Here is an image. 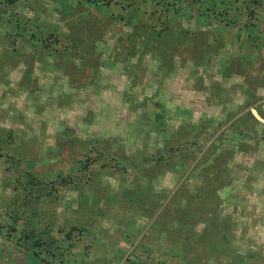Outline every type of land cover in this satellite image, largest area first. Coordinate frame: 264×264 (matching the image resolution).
Returning <instances> with one entry per match:
<instances>
[{"label": "rangeland", "instance_id": "374dc122", "mask_svg": "<svg viewBox=\"0 0 264 264\" xmlns=\"http://www.w3.org/2000/svg\"><path fill=\"white\" fill-rule=\"evenodd\" d=\"M80 1L83 2L14 0L9 9L0 0V212L1 206L16 194L20 196L23 191L27 193L31 190L34 193L28 198H33L35 192L42 190L40 195H44V184L63 178L68 185L58 190L55 204L58 225L66 229L69 225L76 226L75 220L82 228L76 226L68 238H79L81 245L90 247L86 257L81 255L82 252L72 250L66 257L67 263L56 260L51 264H264V146L257 147L258 154H252L249 150L235 152L229 157L223 154L220 168L224 171H219V177L223 179L215 181L217 177L207 173L206 177L212 180L209 184L204 183L202 178L206 171L203 165L200 169H193L206 149L210 153L214 147L219 146L217 139L220 133L225 134V140L229 139L226 128L232 119L222 113L221 109L229 108L225 104L227 97L223 95L226 87L234 91L229 80H223L230 73L227 72L230 65L235 84L242 83L238 73H247L242 78L248 80L264 73V63H261V60L264 61V0H260V6L251 4L249 0H176L178 3L174 4L175 9H178L179 3L187 9L190 5L189 15H181V12L173 14L166 29L157 33L158 28H155L151 32V39L149 33L152 44L155 47L161 45L160 50L152 47L150 52L144 53V44L140 43L135 49V55L126 59L122 57V51L127 42L117 44L119 35L112 33L116 26L124 32L130 31L124 25L126 18L115 19L110 29L112 32H105L102 39L93 45L86 41L98 39L100 30L90 25L82 27L85 18L83 14L90 13L77 12ZM164 5L165 2L161 4L162 8ZM210 7L214 10L207 12ZM147 8L152 6L148 4ZM92 10L94 12L96 9ZM178 24L180 29H176ZM204 31L211 35L209 44L217 45L221 41L222 45L216 51V56L210 54L198 66L185 53L192 49L187 47L188 51L183 52L176 49L174 42L166 41V33L176 32V40L188 46L192 33ZM70 32L84 39L80 48L73 44L77 47L75 52L86 56L92 54L93 47L97 53L98 67L94 74L85 73L80 68L81 61L72 56L71 51L67 62L77 69L74 71L68 68V78L71 80L61 78V68L54 65L59 53L58 46L54 43L51 45L52 51L44 50L42 54L39 51L36 39L42 38L52 43L53 37L50 36L62 37ZM32 35L34 37L30 38ZM58 39L63 41L62 38ZM70 41L66 42L67 46ZM68 47L73 50L72 46ZM256 52L259 56H254ZM162 53L172 54L167 62L162 59ZM181 58H186L182 65ZM90 60L93 62L92 57ZM85 62L89 64L87 60ZM55 68L59 76L50 74ZM62 82L67 83L66 89ZM253 83L256 84V81ZM247 88L243 90L246 96ZM77 89L78 93L73 91ZM58 103H67L68 109ZM235 103L234 98L233 105ZM161 107L165 124L159 128L157 125L161 122L155 124L153 118L145 120L144 111H158ZM174 107L190 111L189 118L186 120L178 117ZM180 115L183 114L180 112ZM145 127L149 132L147 137ZM197 128L202 135L197 138V147L201 151L198 153L195 146L190 148L196 156L183 163L188 171L163 174L158 179L160 182L147 192V199L144 197L146 205L143 208L152 211L150 217H139L137 210L143 209H137L135 202L124 201L122 193L119 196L114 192L111 193L110 205L102 198L84 208V213L74 211L80 206L76 203L78 198H75L72 186L81 185L84 196L80 199L94 202L93 197L102 190V182L112 185L118 179L125 182L126 173L131 172L127 162L119 160L121 149L127 156L142 150L148 155L145 158L156 164L154 158H166L169 155L168 145H171L180 151L178 155L182 157L184 137L193 134ZM5 130L11 133L6 141L8 146L3 143ZM213 130H216L215 133L209 137ZM142 132L145 134L143 139L140 138ZM165 132L168 140L174 142L164 141L162 134ZM131 136L134 142H130ZM247 139L252 140L251 137ZM89 142L96 147L88 146ZM108 145H111V149ZM227 147L224 143L221 148ZM96 152L102 156L96 158ZM178 155L174 165L167 164L162 158L156 164L157 169L174 170L180 166ZM100 166L103 170L112 171L111 177L103 174ZM151 166L154 168L153 163ZM17 168L23 170L18 178L20 182L27 184V175L30 174L39 183L32 188L19 186L17 190L12 189V185L17 186L12 183L18 175L16 173L21 172ZM191 171L195 174L192 175ZM153 172L158 170L149 171ZM87 176L93 180L98 177L99 181L84 184L83 179ZM227 176L229 178L225 179ZM130 179L132 176L127 180ZM198 187L212 193L202 204L196 199H182L185 216L180 220H183L184 227L177 226V219L174 220L171 215L180 212V209L172 208L171 213L164 210V214H159L161 204L164 205L166 201L164 198L155 203L161 189L165 191L164 194L171 192V196L176 192L180 196L189 190L200 192ZM112 188L119 191L117 185ZM122 189L123 192L125 188ZM43 199L41 196L38 205H45ZM22 202L25 201L20 198L18 213L23 210L20 206ZM52 207L53 203H49L45 210L51 212ZM41 221H44L42 216ZM35 223H38L37 219L33 218L30 224ZM18 224H22L21 219L13 226L5 216L0 215V255H3L0 264H42L37 259L19 263L17 257L21 259L26 253L15 252L19 247L16 243V237H19ZM170 231L173 235L169 234ZM119 232L127 235L126 238L123 235L120 238L126 245L125 252L118 247L112 248ZM119 252H123L120 257Z\"/></svg>", "mask_w": 264, "mask_h": 264}, {"label": "trees", "instance_id": "16d2710c", "mask_svg": "<svg viewBox=\"0 0 264 264\" xmlns=\"http://www.w3.org/2000/svg\"><path fill=\"white\" fill-rule=\"evenodd\" d=\"M14 0H3V4L10 9L11 5L13 4ZM198 2V0H196ZM222 1V0H221ZM251 2V4L253 5H257L260 6V0H249ZM159 2V4H158ZM165 2L164 7L162 8L161 4ZM80 4H77L78 9L77 12L81 13L82 12H89L90 14H83L85 16L84 20L82 21L83 24L82 27L88 26L90 25L93 28L99 29L100 30V37L98 39H89L86 42H90L93 45H95L94 43H96L95 41L102 39L101 37L103 36V34L105 32H112L114 34L119 35V39L116 41L117 44H120L121 42H127L126 47H124L123 51H122V57L124 59H126L128 56L132 57L135 55L136 53V48L138 44H144V50L143 52L145 53L150 52L152 47H155V44L153 45L152 42L150 41L151 39V32H153L155 30V28H158L156 30L157 33H159L160 31H163L164 29H166L168 27V23H170L171 19L170 17L173 14H176L178 12H181V15L187 16L189 15L188 13V9H190V5L187 6V8H183V6L179 3L178 9L174 8V4L178 3L176 0H83V2H79ZM148 4H150L152 6V8H147ZM252 5V6H253ZM96 9L94 12L92 9L94 8ZM157 7H160L157 8ZM214 10L213 7H210V9H207V12ZM145 11L147 13H145ZM251 11V10H250ZM102 14V15H101ZM145 14V18L143 19V15ZM89 15V16H88ZM140 15V16H139ZM251 15V14H250ZM118 18H126L125 20V26H128L130 28L129 32H124L121 30V28L119 26H116V28H113V30L111 31V26L113 25V22L115 21V19ZM162 22H161V21ZM161 22V23H159ZM69 26L73 27L72 24H69ZM114 26V25H113ZM141 27V28H140ZM180 29V25L178 24L176 29ZM77 32V31H75ZM167 32V30H166ZM205 33H192L193 35H191L192 37H190L188 39V46H184L182 45L181 42H178L176 40V32H173L171 34H167L166 33V41L168 42H174L173 44L176 46V49L178 50H182L184 51H188L189 49H192L191 52H185L187 53L188 59L190 61H192L193 64L199 63L201 60H203V58H207L210 54L215 55L216 51L220 49L221 47V41H219L216 44H209L208 39L211 38V35L207 32L204 31ZM97 33V32H96ZM149 33H150V39H149ZM34 37L32 36H29ZM53 40V42H47L45 40H42V38L36 39V41L39 44V51H41V54L45 52H49L50 50L52 51L53 48L51 47V45H53L54 43L58 46L59 49V53L57 54V61L54 65L56 66H61L63 65V69H65L63 72L65 73V75L69 74V69L68 68H72L74 71L75 68L73 66V64H69L67 62L68 59H70V52L73 53L72 56L78 58L81 63V67L83 69V71L85 70V73H91L94 74L95 71L97 70L98 67V56L97 53H95L93 51V47H92V54L86 55V56H82V53H78L75 52V50L77 49V47L80 48V45H82L83 43V38L77 36L76 34H73L70 32V34H67L66 36H50ZM197 37V38H196ZM58 38H62L63 41H59ZM45 39V38H44ZM136 39V40H135ZM31 40V39H30ZM71 40V41H70ZM70 41V43H68V46H72L73 50L67 46L66 42ZM77 41V42H74ZM138 41V42H136ZM143 41V42H142ZM66 44V45H62V44ZM166 43V42H165ZM73 44H76L77 47H75ZM168 46V45H167ZM161 45L157 44V46L155 47L157 50H160ZM173 50H175L173 48ZM176 51V50H175ZM194 52V54H193ZM172 54H165L162 53V59H164V61L167 62L168 58L171 57ZM155 56V55H152ZM168 56V57H167ZM93 58V62L90 60V58ZM83 58V59H82ZM184 59L186 58H181L180 59V63L182 64L184 62ZM83 60V62H82ZM89 63L88 65H86V61ZM111 67L113 66V64L110 65ZM77 71V70H76ZM90 71V72H89ZM75 73V72H74ZM93 76V75H92ZM247 79V78H244ZM263 79L260 80V82ZM259 82V83H260ZM159 105V104H158ZM160 107V105H159ZM175 111L178 117H181L183 119H188L190 116V111H186L184 109H180L178 107H174ZM247 108V105L245 106H241L240 109H245ZM133 109V107L131 108ZM163 108L161 107L160 110H153V109H145L144 111V115H146L145 120H148L153 118L155 119V124H158L159 122H161L160 125H157V127L161 128L164 124H165V118H164V114L162 113ZM180 112L183 114L182 116L180 115ZM227 114V117L229 119H232V121L230 122L229 126L226 128L228 135H229V139L226 138V140L224 139L226 136L224 133H220V137H218V141H219V146L214 147V149L212 150V152L208 153L207 149L201 154V158H199V160L197 161V164L194 165L193 169H200V166H204V168H206L205 171V176L201 175V177L204 179V183H211L209 181H212L211 178H207L206 174L207 173H212L215 175L214 180L216 181L217 179H223L221 176L219 177V171H224V169L220 168V165L222 164V157L223 156H227L229 157L230 155H232L235 152H244L245 150H247L246 146H245V141H246V135L244 132L247 131V129L250 127L248 125H251V122H254L255 124H257L258 122L254 120V118L252 117V115L250 114V112L248 110H246L245 112H243L242 114H238L237 112L234 114V112H227L225 113ZM184 115H186L187 117H184ZM237 115V116H236ZM162 119V120H161ZM234 119V120H233ZM149 122V121H148ZM247 122V123H246ZM203 124H200V126ZM205 126V125H204ZM202 126V127H204ZM251 127L253 128V124L251 125ZM147 134L146 137L149 136V132L147 127H145ZM203 132V130H201ZM216 130H213L212 134H209V137H211ZM158 133L161 132V130H157ZM155 132V133H157ZM200 129L197 128L193 134H191L189 136V134H186V136L184 137V142H183V155L182 157L179 156L178 154L180 153V151H177V148H172L171 145H168L169 147L168 149V156L166 158H164L163 156H157L154 158L153 161H157L156 164L160 161H162V158L164 160V162H168L167 164L169 165H174V159L177 157V155L179 156V165L183 166V163L186 161V159H193L196 156V153L193 154L192 150H190V148H193V146H195V149L197 150L198 153H200L201 148L198 146L197 147V138H199L200 135ZM252 132V131H251ZM151 134V133H150ZM11 136L10 131L5 130L3 132V137L5 138V141L3 143H6L5 145L8 146L7 144V138ZM164 141H171L174 142V140L169 139L168 140V136H167V132H165V134H162ZM258 134L254 133V138H258ZM204 135H203V139H204ZM140 138L143 139L145 138V134L140 135ZM3 141V140H2ZM226 143L228 145L227 148H221L222 145ZM256 143V140L254 142V145ZM222 144V145H221ZM174 145V144H172ZM4 148V146H3ZM2 149V146L1 148ZM210 150V149H209ZM99 151V150H98ZM22 152V150H21ZM209 154V155H208ZM224 154V155H223ZM96 158H100V153L96 152L95 153ZM223 155V156H222ZM121 157V156H120ZM119 159V158H118ZM116 159V160H118ZM121 160V159H119ZM172 162V163H169ZM79 163V162H77ZM154 164V170H157V165L152 162ZM81 163H79L80 165ZM81 166V165H80ZM104 167H110V166H106L104 165ZM75 168V167H74ZM100 168L102 169L101 171L104 172L103 174L105 175H112V171H107L103 170V168L100 166ZM19 171L15 176V179L13 180L12 183H16L17 186L12 185V189L14 188L15 190H17V187L19 188V186L23 187V186H27V187H31L34 185H37L39 183V180L35 177H33L32 175L28 174L27 175V184H24L22 182L19 181V177H21V173L23 172L22 169L17 168ZM80 169V168H79ZM14 171H16V169H13ZM209 170V171H207ZM13 171V172H14ZM119 171V170H118ZM200 171V170H199ZM116 174V172H114ZM193 171H191V174L193 175ZM201 173V172H199ZM204 173V172H203ZM199 175V174H198ZM157 176V175H156ZM229 177H225V179H228ZM90 179L88 176L86 177V179H83V183H87L90 184ZM87 181V182H86ZM214 183V182H213ZM68 185L63 178L59 181H53V182H48L46 184H44V191L45 194L40 195L41 191L38 190L37 192H35V196L33 198H28V196L32 195L34 192L27 191V193H25L24 191L20 194V196H16L11 199L8 200L7 202H5L2 206H1V212L0 215L5 216L13 226H16V223L18 220H22V224H18L19 229H18V236L16 237V243L19 246L17 250H15L16 254L18 253H23L25 252L26 254L24 256H22L23 258H19V256L16 257L19 259V263L20 261L23 262L25 260H34L37 259L39 260L40 263L42 264H51V262L54 261H58L61 263H67V255H69L71 253L72 250H74L76 253L82 252L81 255L83 257H86L87 254V249H89V245H84L80 243L79 238H68V234L70 232H72L73 230H75L76 226H79L80 228H82V226L80 224H78L75 220L74 222L76 223V226L74 225H69L66 229H61L58 225V222L56 219V211H55V204H56V198L58 197V190H61V188L63 189V186ZM75 185V184H74ZM229 185V184H227ZM226 185V186H227ZM203 186V185H202ZM210 186V185H209ZM201 187V186H200ZM200 187L197 188V190L199 189L200 192H194L191 194L192 198L194 197V199H196L197 201H200V204L203 203V201L208 200V198L210 197L209 194L212 193L211 191H208V189H201ZM208 187V186H206ZM223 187V186H222ZM81 185L76 184L75 186H72V189H75L77 192L80 191ZM210 188V187H208ZM220 189V188H219ZM229 189H232L233 191H235L234 188L229 187ZM122 187L120 185V189H119V196H121L122 193V199H124V201H128L130 202H135V204H137L138 208L143 209L141 210V215L144 217H150L151 212H149L148 210H144L143 206L146 205V200L144 199V197L147 199V197L141 193H136L135 196H137V198L135 197L136 201L133 200L134 198L132 197L131 199V195L128 194V190H124L122 192ZM32 193V194H31ZM27 195V196H26ZM161 195V196H160ZM39 196L41 198V196L44 198V203L45 205H38L39 203ZM156 196V195H155ZM164 192L162 191L159 196H157V200L155 203H158L161 199H164L165 197ZM236 197H238L236 195ZM20 198L23 199L25 202H22V204L20 206H22L21 208L23 209L22 212H17V208L19 207V201ZM177 196L175 194L171 195L170 200L174 201L176 200ZM94 202L92 201H84L81 204H79L80 207L75 208L74 211L77 212V210L79 211V213H84L82 212L84 210V208H86L88 205H94L96 203V196L93 198ZM169 200V203L171 202ZM161 202V201H160ZM49 203H53L54 207L53 210L51 212H48L47 210H45V207H47V204ZM165 204H164V208L161 209V215L163 214L164 210H165ZM42 207V212H40L39 208ZM139 211V210H137ZM48 214H47V213ZM55 213V214H54ZM41 216L44 217V221H41ZM37 219L38 223L35 224H30L32 222L33 218ZM59 221V220H58ZM63 220H61L62 222ZM42 222V223H41ZM60 222V223H61ZM59 223V224H60ZM57 234V236L55 235V233ZM61 234V235H60ZM230 236V234H228ZM3 237V236H2ZM200 243L201 240L198 239ZM78 241V242H77ZM77 242V243H76ZM67 244V245H66ZM67 247H66V246ZM16 247V246H15ZM22 247V249H21ZM79 250V251H78ZM3 257V255H0V258ZM10 257V256H9ZM11 258V257H10ZM127 258H125L126 260ZM69 261V260H68ZM69 263V262H68ZM133 264V262L131 263Z\"/></svg>", "mask_w": 264, "mask_h": 264}, {"label": "crops", "instance_id": "0c3cea01", "mask_svg": "<svg viewBox=\"0 0 264 264\" xmlns=\"http://www.w3.org/2000/svg\"><path fill=\"white\" fill-rule=\"evenodd\" d=\"M256 53L257 54H255L254 56H256V55L259 56L258 52H256ZM215 56H216V53H215ZM260 58L263 59V57H260ZM257 60H259V59H257ZM262 62L264 63V61L261 60V63ZM254 63H256V62H254ZM195 65L198 66V63H196ZM59 68H61V71H62V77L61 78H66V77L68 78L69 75H65V73L63 72L65 69H63L62 66H59ZM231 68H232V66L230 65V67L228 68L229 71H227V72H230V73L228 74L227 77L223 78V80L226 81L228 79L229 82H230V85L234 89V91H229L228 88L226 87V85L224 84L225 87H226L225 90H226L227 93L223 92L224 93L223 95H224V97H227V100H226L225 104H228L229 108L227 110H225V107H224V109H221V111H222V113H227V112L231 111V112H234V114L236 112L238 114H242L246 110H248L250 112V110H252V109L255 111V113L258 115V117H260L261 122L257 121L252 116L254 118V120L257 121L258 123L255 124L254 122H251L250 124L251 125L253 124V128L251 127V125H248L250 127L244 133L246 135V138L251 137V139H252V140L249 139V141L247 139L246 140L247 142L245 141V146H246L247 150H249L250 152H253L252 154H258L259 151H258L257 147L260 148V147L264 146V73L261 72L262 76H258V77L254 76V77L250 78L249 80L248 79H244L245 77L242 78V76H244V74H247V73H245V72L238 73L240 75L239 76L240 79H242V83L235 84L234 82H236V79H235V77H233V73L231 72ZM56 70H57L56 68L51 70L50 74H52V75L56 74V75L59 76L60 74ZM48 72H49V70H48ZM238 74L236 76H238ZM261 79H263V80L260 82ZM68 80H71V79L68 78ZM253 81H256V84H254ZM231 82H233V83H231ZM258 82H260V83H258ZM66 84L63 83V85L65 86V89H66ZM234 85H235V88H234ZM217 87H218V85H217ZM246 87H248L247 89H245L246 91H248V93H247L248 95L247 96L243 93L244 92L243 90ZM73 91H75V92L77 91V93L79 92L78 89L77 90H73ZM227 95L229 96V98H228ZM232 98L236 99V103L234 105H233V99ZM58 105L59 106H63V107L65 106L66 109H68L67 103H63V104H59L58 103ZM245 105H247V108L240 109L241 106H245ZM233 107H235V109H232ZM178 108H180V107H178ZM254 133H257L259 135L258 138H256V139L254 138ZM108 140L109 141H113L112 138H108ZM129 140H130V142H134V138L132 136L129 138ZM255 140H256V143L254 145ZM259 145H262V146H259ZM88 146H95V145L93 143L89 142ZM108 146L111 149V145H108ZM120 156H121L120 158H121L122 161H126L127 162V166L130 167L131 174H127L126 173V178H124L125 182H123L122 179L119 180L118 179L119 176L115 178L116 180L118 179V181L115 182L114 185H112L111 183L102 182L103 187H102L101 191H98V192H100V194L96 196V203H97V201L101 200L102 198H105V203L110 205L112 203L111 193L112 192L119 193V191L112 190L113 189L112 186H115V185H117V189H120V185H121V187H124L125 190H128L129 192H132L131 196L134 198L133 200L136 201V199H135V197L137 198V196H135L136 193L137 192L141 193V194L145 195L146 197L149 196L147 192L151 191L150 188L154 187L155 184H158V182H160L158 179H160L163 174H167V173L172 172V171H176V172H174V174H176V173L181 174V173H184V172L188 171V168L186 169L184 166L180 165V166H176L174 170L172 168H169V169L162 168V169H157L158 172L149 173V171L154 170V168L151 166L152 165V160H151V162L148 161L145 158L148 155H145L142 152V150H136L133 154H131L130 156H127L126 154L123 153V150L121 149ZM146 161H147V163H146ZM139 166H141V168ZM150 168H153V169H150ZM157 174H161V175L156 176ZM194 174H195V172L193 173V175ZM107 176H108V178L111 177L110 175H107ZM129 176H132V180L131 179L127 180ZM101 178H103L102 175H101ZM90 181H92L93 183H96V182L99 181V178L97 177L95 180L90 179ZM106 181H108V180H106ZM159 185H160V183H159ZM74 191H75V194H76L75 198L76 197L78 198L76 200L77 205L81 204L82 202H84L86 200L84 198L80 199L81 196H84V192L82 191V188H80L79 192H77L76 190H74ZM162 191L165 192L164 190L161 189L160 193ZM194 192L195 191L189 190L187 192V194L183 193L180 196H178V194L176 192H174L175 195L177 196V198L174 201L170 200L171 201L170 203H169V198H171V196H170L171 192L165 193V200H166L165 201V205H166L165 206V210H167V212L171 213L172 212V210H171L172 208H174L175 210L176 209H180V212L176 211V212H173L171 214V215H173V219L174 220L177 219V222H176L177 226L179 225L180 227H184V222H183V220H180V219L184 218V216H185V214H183L184 210L182 209V207L185 206V204H183L181 201H182V199H185L186 201H192L194 199V197L192 198L191 194L194 193ZM78 193H79V196H78ZM105 195L108 196V197H106ZM73 201H75V200H73ZM163 206L164 205L161 204V209L164 208ZM99 208H101V207H99ZM138 212L140 213V214L138 213L139 217L140 216L142 217L141 211H138ZM160 213H161V210H160L159 214ZM163 214H164V212H163ZM163 232H164V229H163ZM165 233H166V231H165ZM169 234L173 235V233L171 231H170ZM117 235L118 236H116V239H115L116 242H114V246H112V248L118 247L117 249H122V250H124L123 252H125L126 251V247H125L126 245L124 244V242L121 241L120 238L122 237V235H123V238H126L127 235L123 234V233H120V232L117 233ZM122 250H120V251H122ZM123 252H119V256L118 257H120ZM112 260H114V259L112 258ZM115 260H116V258H115Z\"/></svg>", "mask_w": 264, "mask_h": 264}, {"label": "water", "instance_id": "95a60500", "mask_svg": "<svg viewBox=\"0 0 264 264\" xmlns=\"http://www.w3.org/2000/svg\"><path fill=\"white\" fill-rule=\"evenodd\" d=\"M250 113L257 121L261 122L260 117H258V115L255 113V111L253 109L250 110Z\"/></svg>", "mask_w": 264, "mask_h": 264}]
</instances>
